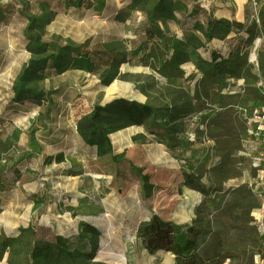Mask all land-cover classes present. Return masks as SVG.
Masks as SVG:
<instances>
[{
    "label": "rangeland",
    "instance_id": "obj_1",
    "mask_svg": "<svg viewBox=\"0 0 264 264\" xmlns=\"http://www.w3.org/2000/svg\"><path fill=\"white\" fill-rule=\"evenodd\" d=\"M204 11L226 15L240 29L208 41L194 28L205 23ZM263 15L264 0H0V262L33 264L29 255L44 245L52 248L53 264H113L106 253L123 256L124 264H168L155 252H138V228L150 220L121 240L123 218L100 207L99 196L107 195L106 179L123 172L124 154L99 157L77 125L96 107L123 99L145 108L141 124L129 126L143 128L138 140L165 145L173 160L175 149L189 150L205 133L219 141L227 130L223 108L264 101ZM64 47L65 63L86 53L92 72H56L52 58ZM32 61L46 64L29 71L23 84L29 93L16 100L15 87ZM120 86H131L130 93ZM75 100L91 109L79 120L71 117ZM111 117L107 133L134 119ZM233 148L215 145L207 166L197 161L192 173L182 174L183 185L202 194L192 223L202 241L197 264H251L258 244L255 199L240 183ZM142 183L146 195L150 188L145 178ZM102 218L99 239L86 227L96 230ZM92 251L93 259L81 258Z\"/></svg>",
    "mask_w": 264,
    "mask_h": 264
},
{
    "label": "crops",
    "instance_id": "obj_2",
    "mask_svg": "<svg viewBox=\"0 0 264 264\" xmlns=\"http://www.w3.org/2000/svg\"><path fill=\"white\" fill-rule=\"evenodd\" d=\"M204 13L207 15L205 21L208 19L218 20L226 18V15L223 14L217 15L213 13L212 17L206 11ZM231 36L235 35L231 33L229 37ZM256 106L257 104L248 109L235 105L226 106L222 109L221 116L226 121L227 130L226 132L222 130L224 133L220 140L217 141V138L213 137V135L210 136L209 134L208 136V133H205L202 136V141L190 146L189 150L182 151L180 148L179 150L175 149L174 160L165 145L150 142L149 140L145 142L138 140V137L145 136L143 128L127 127L111 133L108 138L112 147V154L109 156L115 157L122 153L124 154L123 161L119 162V172L121 168L123 172H120V175L116 174L114 177H108L106 179L105 189H102V191L106 190L107 195L102 194V196H99L102 202L100 203L101 206H99L104 208L105 205V208L111 211L110 213H112L111 215L114 218H123L121 224L125 228L121 240L127 241V239L130 240L129 236H136L137 225L142 220L149 221L152 217H157L162 222L170 223L180 228V234L187 227L192 226L196 217L195 211L202 204V194L195 188H187L184 186L182 174L192 173L196 168L197 161L202 162L203 166H207L212 161L213 156H215L213 153V147L215 145H220V147L224 144L234 145L233 149L235 151L230 154V157L237 161L236 165L241 171L240 183L248 186L253 179L251 158L259 147L254 142H248L246 144L242 142L245 139V130L247 127L244 115L245 112H249L250 109ZM240 123L242 124L241 131ZM204 129L209 130L208 132L211 130L207 126ZM232 132L235 134L233 135ZM237 132H240V135L236 142L234 138ZM192 133L191 128H189L187 137H192ZM224 141L226 143H223ZM220 153L229 156L227 150L221 149ZM186 163L192 164L193 168H187ZM182 170H184L183 173ZM144 178L147 180V185L150 188L146 195L142 191V179ZM203 179L201 183L204 182ZM113 185L116 189L111 187ZM98 190H100L99 184ZM97 194L99 195V192ZM256 208L257 205L255 202V206L251 212L252 221ZM106 216L109 218V214H106ZM103 218L96 220L97 224L94 226L98 230L99 239L101 236L99 226L105 223V219ZM111 218L113 217L111 216ZM129 219H131V226L128 225ZM111 225L112 223H109V227ZM256 236L258 244L252 248L251 264H264V244L258 234ZM136 240L140 244L138 250L140 256L147 254L148 251L144 248L141 240L138 238ZM154 254H159L161 257H164L168 264H176L175 257L170 253L157 251Z\"/></svg>",
    "mask_w": 264,
    "mask_h": 264
},
{
    "label": "trees",
    "instance_id": "obj_3",
    "mask_svg": "<svg viewBox=\"0 0 264 264\" xmlns=\"http://www.w3.org/2000/svg\"><path fill=\"white\" fill-rule=\"evenodd\" d=\"M160 2H163V0H160ZM194 28L196 31L201 32L205 39L211 41L227 39L234 29H240V25L224 19H208L205 23L196 21ZM261 28H264V15L263 17L261 16ZM246 33L249 35V38L253 35L250 31H247ZM66 50L65 47L61 48L55 57H51L54 60L53 66L56 72L62 73L70 67L87 73L92 72L93 65L86 53L77 54L74 58L65 63L66 57L64 54ZM45 64L46 61L30 62L20 76L19 82L22 84L15 87L14 94L16 100H20L23 93H29V89H25L23 85L28 80L29 71L34 68H37L38 70L44 69ZM144 110V107L136 105L135 103L128 104L127 101L123 99H116L106 105V107H96L86 121L77 125V131L85 144L96 147L97 155L99 157L110 155L112 154V147L108 138L109 134L129 126L140 125V118L144 115ZM109 115L115 116L119 120H127L128 116H133L134 119L128 123V125L115 128L112 132L107 133L104 125L109 121L107 119L112 118ZM104 116H106V119ZM199 213L200 210L198 208L195 211V215H198ZM199 222H201L202 225L204 224L202 219H200ZM87 228L89 229V232H93L96 237L99 236L96 230L86 227V229ZM180 230V228H177L170 223H165L157 217H152L148 223L143 224L138 228L137 234L144 248L149 253L157 251L170 253L175 257L176 264L199 263V247L202 244V241L199 239V232H196L193 226L187 227L183 231V235H179ZM58 251L61 255L65 254V250L62 248ZM51 252V247L43 245L32 251L29 255V260L33 264H53L51 263ZM12 255H14V253H12ZM92 257H94V251H92L88 257L81 258H88L91 260L93 259Z\"/></svg>",
    "mask_w": 264,
    "mask_h": 264
},
{
    "label": "built area",
    "instance_id": "obj_4",
    "mask_svg": "<svg viewBox=\"0 0 264 264\" xmlns=\"http://www.w3.org/2000/svg\"><path fill=\"white\" fill-rule=\"evenodd\" d=\"M244 119L247 127L242 142L244 144L254 142L259 147L251 158L253 179L247 187L257 205L253 225L264 244V101L249 112H245Z\"/></svg>",
    "mask_w": 264,
    "mask_h": 264
},
{
    "label": "bare ground",
    "instance_id": "obj_5",
    "mask_svg": "<svg viewBox=\"0 0 264 264\" xmlns=\"http://www.w3.org/2000/svg\"><path fill=\"white\" fill-rule=\"evenodd\" d=\"M119 91L125 92V93H130L131 91V86L127 87H119ZM90 108L87 106L85 102H82L80 100H75L72 105H71V117L75 120H79L81 117L86 115L87 113L90 112ZM82 179H85L84 177ZM87 182V188L92 191L93 194L96 195L94 186L92 185L91 181H88V178H86ZM107 259H109L113 264H124V257L121 255H117L114 253H106ZM6 257L3 259L0 264H7L6 263Z\"/></svg>",
    "mask_w": 264,
    "mask_h": 264
}]
</instances>
